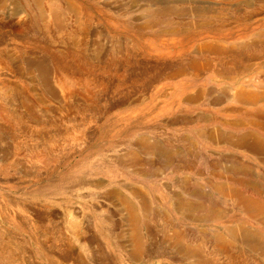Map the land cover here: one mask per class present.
Masks as SVG:
<instances>
[{
	"label": "rangeland",
	"instance_id": "374dc122",
	"mask_svg": "<svg viewBox=\"0 0 264 264\" xmlns=\"http://www.w3.org/2000/svg\"><path fill=\"white\" fill-rule=\"evenodd\" d=\"M5 2L0 10V27L7 29L0 33V41H6L0 46V83L10 82L0 92V226L16 242V262L33 259L18 251L21 241L30 248L26 256H35V264H49L39 245L46 237L53 250L74 257V262L66 258L57 264H193V257L169 241L174 229L188 233V245L204 241L207 253L213 249L214 230L229 238L232 227L246 229L252 239L264 244V224L259 217H250L206 182L212 177L209 160L225 167L238 165L243 169L236 177L257 183L259 190L238 186L225 176L219 180L264 202L259 194L260 190L264 193V152L238 147L229 139L250 134L264 142V130L259 127L264 124V100L238 102L231 96L235 88L262 89L255 80L264 77V57L253 70L219 73L214 69L217 58L209 49L217 41L255 45L264 34V0H66L62 6L66 33L76 26L67 2L92 12L87 36L80 40L61 34L53 24L46 27L42 19L29 18L23 0ZM168 5L173 13L167 20L141 26L148 12ZM198 8L210 13L188 14L189 9ZM114 34L126 41L127 53L121 57L111 47L115 46ZM8 35L20 43L13 48ZM11 49L20 51L13 56ZM48 65L56 73L55 80L61 78L66 92L61 93L56 81L44 76ZM161 66L170 68L166 72L173 77L166 76ZM131 76L138 82L132 84ZM72 127L76 128L75 140L67 138L69 133L72 136ZM148 142H161L163 149L153 154L141 152L139 145ZM133 150L143 155L142 162L134 166L128 159ZM196 152L203 155V172L188 182L187 171L177 166ZM201 186L213 194V204L218 210L221 207L222 214L191 221L179 205L206 202L200 197ZM132 189L146 194L152 212L149 224L141 227L145 243L140 256L134 254L127 213L114 196L124 194L140 206ZM67 208L79 219L78 237L67 229ZM32 214L44 217L47 227L33 225ZM236 244L234 250L242 246L251 263L264 264L263 255L247 244Z\"/></svg>",
	"mask_w": 264,
	"mask_h": 264
},
{
	"label": "bare ground",
	"instance_id": "6f19581e",
	"mask_svg": "<svg viewBox=\"0 0 264 264\" xmlns=\"http://www.w3.org/2000/svg\"><path fill=\"white\" fill-rule=\"evenodd\" d=\"M22 1V0H21ZM29 9L28 13V17L31 19H42L45 24L46 27L49 25H54L61 34H66V36H69L71 39H77L80 40L81 38L84 39L87 36V26L88 24L91 22V18H92V12H90V10L84 8L82 5H79L77 3H72L69 4L68 2L66 4H68V8L74 13L75 17H76V26L74 29L69 30L68 33H66L63 29V20H64V14H63V10H62V6H63V2H65L66 0H23ZM74 1V0H73ZM71 3V1H70ZM6 5L5 0L0 2V10L3 9ZM22 5V4H21ZM67 6V5H66ZM153 6V5H152ZM13 7V6H12ZM145 7V6H144ZM191 7V6H190ZM189 7V8H190ZM65 9V8H64ZM173 8L168 6H160V7H156L155 9H153V11L148 12L147 15V19L145 20V24L141 25H155L156 23H159L160 21L163 20H167L169 18V16L173 13L172 11ZM200 8L197 9V11L194 9H189L188 14H204L206 10H199ZM66 10V9H65ZM146 11V10H145ZM178 11V10H177ZM215 11V9H214ZM211 12L212 14L214 13ZM66 12V11H65ZM207 12V11H206ZM208 13V12H207ZM206 13V15H207ZM210 13V12H209ZM208 13V14H209ZM15 14V13H13ZM216 14V13H215ZM72 17V16H70ZM9 19V18H8ZM74 19V18H73ZM11 20V19H10ZM67 20V19H66ZM35 22H37L36 20H34ZM210 21V20H209ZM72 22V21H71ZM70 22V23H71ZM202 22V21H201ZM213 22V21H212ZM74 23V22H73ZM192 23V22H191ZM200 23V22H199ZM37 24V23H36ZM198 24V23H197ZM44 25V24H43ZM12 26V25H11ZM53 26V27H54ZM66 26V25H65ZM140 26V27H141ZM145 28V26L143 27ZM39 29V28H38ZM66 29V28H65ZM7 30V29H5ZM3 28L0 27V33L1 32H6ZM264 31V30H263ZM32 32V31H31ZM48 32V31H47ZM54 32V31H53ZM24 33V32H23ZM263 33V32H262ZM50 34V33H49ZM60 35L57 33V36ZM12 35H8L7 36V42H11L12 43V47H15V43H20V41L14 40L12 37ZM64 37V36H63ZM6 38V37H5ZM21 38V37H20ZM69 38V39H70ZM119 38V39H118ZM117 38V35H113V39H115V46H111L113 49L117 52V54H120V57L124 55V53L127 51L125 50V38L124 36H120ZM259 38V37H258ZM3 39V36H2ZM18 39V38H17ZM61 39V38H60ZM72 39V40H73ZM106 39V38H105ZM251 39V38H250ZM262 39V40H261ZM4 40V39H3ZM2 40V41H3ZM219 40V39H218ZM249 40V39H248ZM0 41V46H3V43L5 44L6 41ZM253 41V40H252ZM78 42V41H76ZM113 42V40L111 41V43ZM227 42V41H226ZM238 42V41H237ZM251 42V41H248ZM110 43V44H111ZM114 43V42H113ZM255 45H246L244 44V46H237L236 43H232L231 44H226V43H218L214 42V44H212V46H210L211 48H209L211 51L212 55H215V57L217 58V61L212 64H214V69L216 71H218L219 73L221 72H231L234 71L236 72H245V71H250L251 69L253 70V68L259 63L260 59H263L264 57V34L262 35V37H260L258 40H255L253 42ZM131 44V43H130ZM113 45V44H112ZM243 45V44H242ZM106 46V45H105ZM83 47V46H82ZM134 47V45H133ZM132 47V48H133ZM89 48V47H88ZM4 49V48H3ZM2 49V50H3ZM9 49V48H8ZM27 49V48H24ZM99 49V47H98ZM111 49V48H110ZM135 49V48H133ZM19 50V49H18ZM86 50V49H85ZM108 50V49H106ZM200 50V49H199ZM198 50V51H199ZM12 51V55L15 56L19 53V51L17 52L16 49H11ZM111 51V50H110ZM202 51V50H201ZM209 51V50H208ZM93 52V51H92ZM98 52V51H97ZM101 52V50H100ZM17 53V54H16ZM22 53V52H21ZM96 53V52H95ZM99 53V52H98ZM103 53V52H102ZM101 53V54H102ZM106 53V52H105ZM104 53V54H105ZM112 53V52H111ZM114 53V52H113ZM131 53V52H130ZM63 54V53H62ZM78 54V53H77ZM97 54V53H96ZM11 55V56H12ZM56 55V54H55ZM94 55V54H93ZM127 55V54H126ZM139 55V54H138ZM3 56V55H2ZM20 57V56H19ZM18 57V59H19ZM25 57V56H24ZM93 57V56H92ZM97 57V56H96ZM100 57V56H99ZM113 57V55H112ZM116 57V55H115ZM132 57V56H131ZM203 58V57H202ZM9 59V58H8ZM14 59V61H16L15 59L17 58H12ZM22 59V58H21ZM54 59V57H53ZM87 59V58H86ZM106 59V58H105ZM127 59V58H126ZM213 59V58H212ZM6 60V59H5ZM11 60V59H10ZM20 60V59H19ZM29 60V59H26ZM101 60V57L100 59ZM110 60V59H109ZM197 59L194 60V62ZM211 60V59H210ZM3 61V60H2ZM12 61V62H14ZM22 61V60H21ZM59 61V60H58ZM118 61V60H117ZM4 62V61H3ZM11 62V63H12ZM17 62V61H16ZM15 62V63H16ZM60 62V61H59ZM105 62V61H104ZM120 62V61H119ZM189 62V61H188ZM191 62V60H190ZM193 62V63H194ZM200 62V61H198ZM65 63V62H64ZM102 63V62H101ZM187 63V62H186ZM209 63V62H208ZM14 64V63H13ZM36 64V63H35ZM111 64V63H110ZM121 64V62H120ZM124 64V63H123ZM126 64H128V62H126ZM178 64V63H177ZM184 64V63H183ZM260 64V63H259ZM16 65V64H15ZM24 65V64H23ZM37 65V64H36ZM42 65V64H40ZM65 65V64H64ZM89 65V64H88ZM97 65V64H96ZM28 68L32 67L31 63H27ZM63 66V65H61ZM60 66V67H61ZM99 66V65H98ZM108 66V65H107ZM115 66V65H114ZM133 66V65H132ZM137 66V65H136ZM193 66V65H192ZM211 66V65H210ZM210 66H208L210 68ZM1 67V66H0ZM9 67V64L7 63V65L5 66ZM47 67V66H46ZM66 67V65H65ZM182 67V64H181ZM199 67V66H198ZM197 67V68H198ZM201 67V65H200ZM2 68V67H1ZM4 68V69H5ZM11 68V66H10ZM27 68V67H26ZM70 68V67H69ZM123 68V67H122ZM134 68V67H133ZM162 72H166L167 69H170L168 67H159ZM192 68V67H191ZM194 68V67H193ZM72 69V68H71ZM102 69V68H101ZM118 69V68H117ZM138 69V68H137ZM177 69V68H176ZM181 69V68H180ZM184 69V68H183ZM206 69V68H205ZM213 69V68H212ZM52 67L50 65H48V67L46 68V70H44V76L46 77H50L53 80H55L54 75H56V73L54 72V70L52 71ZM61 70V69H60ZM126 70V68H125ZM136 70V69H135ZM179 70V69H178ZM197 70V69H195ZM200 70V69H199ZM257 70V69H256ZM262 70V69H260ZM175 71V70H173ZM182 71V70H181ZM70 72V71H69ZM162 72L160 74H162ZM180 71H178L179 73ZM183 72V71H182ZM195 72V71H194ZM29 73V72H28ZM92 73V72H90ZM123 72H121L122 74ZM125 73V72H124ZM127 73V72H126ZM133 73V72H132ZM177 73V70H176ZM181 73V72H180ZM262 73V72H261ZM264 73V72H263ZM72 74V73H70ZM86 74V73H84ZM114 74V73H113ZM134 74V73H133ZM132 74V75H133ZM138 74V73H136ZM140 74V73H139ZM158 74V73H156ZM168 74V72L165 73V75ZM175 74V72H174ZM232 73H229V75ZM43 75V74H42ZM67 75V74H66ZM73 75V74H72ZM129 75V74H128ZM163 75V74H162ZM170 75V74H168ZM166 75V76H168ZM173 75V74H171ZM170 77H173L171 76ZM177 75V74H176ZM220 75V74H219ZM228 75V74H227ZM264 75V74H262ZM149 76V75H148ZM157 76V75H156ZM67 77V76H66ZM72 77V76H71ZM74 77V76H73ZM129 77V76H128ZM236 77V76H235ZM57 78V77H56ZM135 78V77H134ZM138 78V77H137ZM136 78V79H137ZM147 78V77H146ZM223 78V77H222ZM234 78V77H233ZM260 78V77H259ZM61 79V78H60ZM57 79L55 80V84L58 85L57 88H59V91L61 93L66 92L68 89L66 88L65 84L60 80ZM70 79V78H69ZM126 79V78H125ZM123 79V80H125ZM128 79V78H127ZM11 80V79H10ZM43 80V79H42ZM48 80V79H47ZM51 80V79H50ZM118 80L120 81V78H118ZM122 80V82H123ZM152 80V77H151ZM150 80V82H151ZM156 80V79H154ZM249 80V79H248ZM254 80V78H253ZM6 82L1 81L0 83V92L3 91L9 84V80L5 79ZM52 81V80H51ZM129 81L133 84V83H137L138 81H136L135 79H133V76H131L129 78ZM140 81V80H139ZM247 81V80H246ZM257 83H259L260 88L262 89H247L244 87L238 88V89H231L232 90V94L231 96L234 97V100H237L238 102H255L256 101H261L264 100V77L262 79H257L255 80ZM42 82V81H41ZM44 82V81H43ZM103 82V81H102ZM118 82V81H117ZM116 82V83H117ZM142 82V81H141ZM72 83H75L74 80H72ZM80 83V82H79ZM100 83V82H99ZM13 84V83H12ZM21 84V83H20ZM45 84V82H44ZM51 84V83H50ZM81 84V83H80ZM83 84V83H82ZM106 84V83H105ZM128 84V83H127ZM130 84V83H129ZM142 84V83H141ZM40 85V84H39ZM88 85V84H87ZM117 85V84H116ZM135 85V84H134ZM254 84L253 83H248L249 87H252ZM46 86V84H45ZM44 86V87H45ZM49 86V85H48ZM55 86V85H54ZM109 86V85H108ZM125 86V85H124ZM129 86V85H127ZM17 87V86H16ZM104 87V86H103ZM132 87V85H131ZM257 87V88H258ZM15 88V87H14ZM71 88V87H70ZM96 88V87H95ZM98 88V87H97ZM18 89V88H17ZM83 89V88H80ZM104 89V88H103ZM15 90V89H14ZM13 90V91H14ZM31 90V89H30ZM36 90V88L34 89ZM70 90V89H69ZM202 90V89H200ZM206 90V89H205ZM37 91V90H36ZM58 91V93H59ZM204 91V88H203ZM208 91V90H207ZM75 92V91H74ZM201 92V91H200ZM206 92V91H205ZM18 93V92H17ZM56 93V92H55ZM19 94V93H18ZM38 94V93H37ZM59 95V94H58ZM71 95V94H70ZM200 95V94H199ZM17 96V95H16ZM23 96V95H22ZM21 96V97H22ZM25 96V95H24ZM27 96V95H26ZM25 96V97H26ZM197 96V95H196ZM3 97V96H2ZM1 97V98H2ZM61 97V96H60ZM65 97V96H64ZM5 99H8L7 97L4 96ZM18 98V97H17ZM12 99V98H11ZM24 99V98H23ZM21 100V99H20ZM41 100V99H40ZM215 100V99H214ZM23 101V100H22ZM25 101V100H24ZM23 101V102H24ZM35 101V100H34ZM33 101V102H34ZM7 102V101H6ZM20 104V103H19ZM35 104V103H33ZM37 104V103H36ZM118 104V103H117ZM121 104V103H119ZM113 105V104H112ZM31 106V105H30ZM258 110V109H257ZM260 110V109H259ZM262 111V110H261ZM259 112L256 113V115ZM264 114V113H263ZM135 116V115H134ZM8 117V116H7ZM256 119V118H255ZM249 120V119H248ZM130 121V120H129ZM239 121V120H238ZM256 121V120H254ZM252 122V120H251ZM259 122V121H257ZM126 123V122H125ZM244 123V122H243ZM250 123V122H249ZM260 123V122H259ZM255 124V123H253ZM67 125V124H66ZM71 126H74L75 124L70 123ZM244 125V124H243ZM257 125V124H255ZM69 126V125H68ZM259 127L261 129L264 130V124H259ZM75 129L74 127H72V136L69 133L68 137H71V140H75L77 138V134L75 133ZM59 130V129H58ZM78 131V130H77ZM203 131V130H202ZM211 131V130H210ZM55 132V131H54ZM67 132V131H66ZM198 133V131H197ZM216 133V131H215ZM232 134V133H231ZM60 135V134H59ZM67 134H65L66 136ZM211 135V134H210ZM226 135V134H225ZM204 136V135H202ZM215 136V135H213ZM232 138H229L233 141V143L235 145H237L238 147L241 148H248L251 149V151H263L264 152V142L261 141L260 139H258L257 137H255V135H244L241 137H233V135H231ZM43 137V136H42ZM217 137V136H215ZM222 137V136H220ZM229 137V134H228ZM186 138V137H185ZM211 138V137H210ZM224 138V137H222ZM149 139V138H148ZM228 139V140H229ZM43 140V139H42ZM183 140V139H182ZM219 140V138H218ZM263 140V139H262ZM160 141V140H159ZM165 141V140H164ZM168 141V140H167ZM190 141V140H189ZM221 141V140H220ZM218 141V142H220ZM230 141V140H229ZM228 141V142H229ZM231 141V142H232ZM45 142V141H44ZM74 142V141H73ZM145 142V141H144ZM147 142V141H146ZM142 143V141H141ZM161 143V142H160ZM160 143L158 145L157 142H153V143H143L140 144L139 147H141L143 153H154L156 151H158L160 148L163 149V147L160 146ZM192 143V142H191ZM187 144V143H186ZM232 144V143H231ZM47 145V143H46ZM53 145V144H51ZM43 146V145H42ZM173 146V145H172ZM180 146V145H179ZM196 146V145H195ZM48 147V145H47ZM167 147V146H166ZM177 147V146H176ZM186 147V146H185ZM42 148V147H41ZM181 148V147H180ZM52 150V148H50ZM161 149V150H162ZM190 149V148H189ZM173 150V149H172ZM176 150V149H175ZM192 150V149H191ZM169 150H167L168 152ZM182 151V150H181ZM188 152H190L189 150H187ZM163 152V151H162ZM167 152L165 154H167ZM173 152V151H172ZM256 152V153H257ZM169 153V152H168ZM172 154V153H171ZM49 155V154H48ZM191 155V154H189ZM142 156L141 153L139 152V150H133L131 151V154L129 155V165L134 166L133 164L135 163H140V161L142 162ZM167 156H171L170 154H168ZM166 156V157H167ZM41 157V156H40ZM165 157V156H164ZM202 157L203 155H201L200 152H196L194 153V155L187 157V160H185L184 158H182L183 160V164H181V166H177L178 168L180 167V171L185 170L187 171L186 178L188 179V182L190 180H193V175L197 174V175H202L203 169H202ZM172 158V156H171ZM260 158V157H259ZM170 159V158H169ZM261 159V158H260ZM261 161V160H260ZM210 171H211V178L207 179V183L208 185L211 187V189H213L215 191L216 194H222L227 196L228 201H230V203L232 202L233 204H235L236 206H238L240 209L244 210L250 217L253 218H257L259 217V220L262 224H264V202L260 201L254 197H252L251 195H246L244 193H242L241 189H234L231 187H228L226 185V182H222L219 180V177L225 176L224 178L226 180L230 179L233 182H236V184L238 186H250L253 187V189L255 190H259L258 186L253 183V182H249L246 179H242L240 177H236L237 174H240L241 168L240 166H223L220 163H217L216 161H210ZM246 162V161H245ZM264 162V161H261ZM128 164V163H127ZM136 164V165H137ZM148 164V163H147ZM151 165V163H149ZM246 164V163H244ZM166 165V164H164ZM169 165V164H168ZM176 165V163H175ZM180 165V164H179ZM254 165V164H253ZM146 166V164H145ZM153 166V165H152ZM160 168V167H159ZM167 168V167H166ZM205 168V167H204ZM144 169V168H143ZM165 169V168H164ZM249 169V168H248ZM252 169V168H251ZM157 170V169H156ZM145 171V170H144ZM148 171V170H147ZM155 171V170H154ZM209 171V172H210ZM222 172V173H221ZM244 174L246 175V171ZM152 173V172H151ZM242 173V172H241ZM149 174V173H147ZM249 176V172L247 173ZM222 175V176H221ZM256 175V174H255ZM227 176V177H226ZM254 177V173L252 175ZM262 176V175H261ZM260 176V177H261ZM264 176V175H263ZM185 177V176H184ZM60 178V177H59ZM251 178V176H250ZM185 179V180H187ZM264 179V178H263ZM254 180V179H253ZM261 184V183H259ZM230 185V184H229ZM194 186V185H193ZM196 187V186H195ZM263 187V186H262ZM199 189V186L197 187ZM202 188V189H201ZM201 192L202 194H200L203 198V200L205 199L206 202L203 203H199V202H186L185 203H181L179 205V209L186 210L187 212V217L195 220H202V219H207L210 218H218L219 216H221L222 214V210L220 207V210H218L219 208H217L216 205L213 204V194L212 196L210 195V193L208 194V191L206 192V189H204L201 186ZM237 188V187H236ZM264 188V187H263ZM261 189V188H260ZM263 190V189H262ZM112 191V190H111ZM116 191V190H115ZM200 193V192H199ZM131 194L134 195L136 198H138L139 200V205L134 203L133 201L128 200L127 197L123 196L122 194H119L116 192V194H114V196L118 198L119 200V205H121L123 207V209L126 211L127 213V218H128V222H129V233H130V237L132 238V247L134 248V254L137 256L142 255V253L144 252V243H143V236L141 234V227L143 224H149V221L151 220V209H150V202L148 200V198L146 197V194H143L141 191H136L135 189L131 190ZM259 194L261 196H264L263 191H259ZM3 195V194H2ZM174 195V194H173ZM112 197V196H111ZM181 197V196H180ZM183 197V196H182ZM113 198V197H112ZM263 198V197H262ZM116 199V198H115ZM181 199V198H180ZM112 200V199H111ZM176 200V199H175ZM6 201V200H5ZM109 201V200H108ZM115 201V200H114ZM231 203V204H232ZM229 204V203H228ZM178 205V204H177ZM105 209V208H104ZM178 209V208H177ZM10 210V209H9ZM29 212V211H28ZM106 212V211H105ZM110 212V211H109ZM108 213V212H107ZM185 213V212H184ZM224 213V212H223ZM31 214V213H30ZM124 214V213H123ZM78 215V214H77ZM107 215V214H106ZM102 216V215H101ZM31 218V222L33 225L37 226L40 225L41 227H44L47 225H45V221L43 220V218H41L38 214H32ZM126 217V216H125ZM124 217V218H125ZM223 217V216H222ZM11 218V217H10ZM66 223H67V229L71 230L72 235L73 236H77L78 237V233H79V219L78 217L75 215V213L73 212V210H71L70 208H67L66 210ZM166 218H164L165 220ZM47 220V219H46ZM50 221V220H49ZM167 223V220H165ZM15 222V221H14ZM50 226V225H49ZM48 226V227H49ZM55 226V225H54ZM150 226V225H149ZM152 226V225H151ZM241 226V225H240ZM147 227V226H146ZM145 227V228H146ZM243 227V226H241ZM228 228V227H227ZM37 229V228H35ZM115 229V228H114ZM153 229V228H152ZM52 230V229H51ZM110 230V229H109ZM244 230V229H243ZM240 229V227H232L230 229V237H226L225 235H223L222 233H218L216 230H214V232L211 234L212 240H213V249L207 253L206 250L207 248L205 247V243L204 241L201 242H197L196 245H188L187 244V240H188V233L183 230H175L174 232L171 234V236L169 237V241H171V243L177 244L179 248L185 255H188L190 257H193V264H257V263H251V259H249L247 252L245 251V249H241L243 248L242 246H240L239 249H235L234 247L235 245H237L236 243L239 242V244H247V246H249L252 250L256 251L257 253H260L261 255L264 256V244L261 246L260 243L258 242V240H254L252 238H254L250 232L247 233L245 230L243 231ZM250 230V229H249ZM50 231V230H49ZM48 231V232H49ZM147 231H151L150 229ZM146 231V232H147ZM203 231V229H202ZM251 231V230H250ZM46 232V231H44ZM105 232V231H104ZM153 232V231H152ZM58 233V231L56 232ZM8 229L5 228L4 226H0V264H20L19 260L18 262H16V253H15V247H16V242L13 243L11 241V238H13V236H9L8 235ZM154 234V233H153ZM206 234V233H205ZM49 235V234H48ZM250 235V236H249ZM262 235V234H261ZM47 236V235H46ZM66 236V235H65ZM80 236V235H79ZM252 236V238H251ZM201 237V236H200ZM71 238V237H70ZM202 238V237H201ZM36 239V238H35ZM153 239V238H152ZM64 240V239H63ZM66 240V239H65ZM155 240V239H154ZM260 240V239H259ZM15 241V240H14ZM85 241V240H84ZM83 241V242H84ZM37 242V239H36ZM40 242V241H39ZM18 251L22 252L23 257H28V258H33L32 260H24L22 259V263L23 264H35L36 261L35 260V256L32 255V257H29L28 255L26 256V254L30 253V248L26 246V244L23 242L21 243L18 242ZM38 243V242H37ZM60 243V242H59ZM62 243V242H61ZM52 244L51 240L49 238L46 237L45 240H42V242L39 244L41 245V249L43 251V259L45 261H47L49 264H57L58 261L62 260L65 261L66 258L67 260H71L73 261L74 257L72 254H68V252H63L60 249H52ZM14 245V247H13ZM61 245V244H60ZM70 244H68L69 246ZM83 245H86L85 243H83ZM125 245V244H124ZM63 246V245H62ZM155 246V245H154ZM123 247V246H122ZM126 247V246H125ZM56 248V247H55ZM61 248V247H60ZM236 248V247H235ZM178 249V248H177ZM57 250V251H55ZM132 251V250H131ZM58 252V253H57ZM71 252V251H69ZM133 252V251H132ZM42 254V253H41ZM67 254V255H66ZM79 254V253H78ZM183 254V255H184ZM133 255V256H135ZM182 255V254H181ZM42 256V255H41ZM80 256V255H79ZM147 256V255H146ZM42 258V257H41ZM64 259V260H63ZM74 262V261H73ZM46 263V262H45ZM80 263V262H79ZM260 263V262H259ZM76 264L77 261H76Z\"/></svg>",
	"mask_w": 264,
	"mask_h": 264
}]
</instances>
